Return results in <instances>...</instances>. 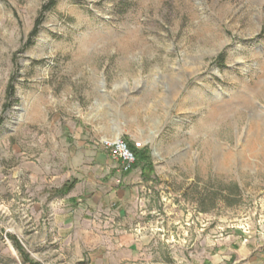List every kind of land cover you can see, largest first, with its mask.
<instances>
[{"label":"rangeland","instance_id":"1","mask_svg":"<svg viewBox=\"0 0 264 264\" xmlns=\"http://www.w3.org/2000/svg\"><path fill=\"white\" fill-rule=\"evenodd\" d=\"M48 1L0 0V264H264V0H56L26 46Z\"/></svg>","mask_w":264,"mask_h":264},{"label":"crops","instance_id":"2","mask_svg":"<svg viewBox=\"0 0 264 264\" xmlns=\"http://www.w3.org/2000/svg\"><path fill=\"white\" fill-rule=\"evenodd\" d=\"M101 156V159H104L106 163L105 167H103L101 170L102 175L107 176V178L110 177L109 179L111 180L105 178L99 180V182L104 185L107 183L108 185L114 186L111 187V189H108V195L110 196V199L113 200L115 198H118L125 200L134 196V188L131 187V184L134 180L140 179L138 175L139 172L135 173V171H127L128 173L126 174V172H123L121 170L120 162L113 160L110 157L105 158L104 155ZM100 165L104 166V163ZM110 168H112V176L107 175L110 172Z\"/></svg>","mask_w":264,"mask_h":264},{"label":"built area","instance_id":"3","mask_svg":"<svg viewBox=\"0 0 264 264\" xmlns=\"http://www.w3.org/2000/svg\"><path fill=\"white\" fill-rule=\"evenodd\" d=\"M135 145L138 148L142 146L140 142ZM102 146L109 151L113 159L120 162L124 171H128L136 162V152L130 148L127 141L122 137L105 138L102 140Z\"/></svg>","mask_w":264,"mask_h":264},{"label":"trees","instance_id":"4","mask_svg":"<svg viewBox=\"0 0 264 264\" xmlns=\"http://www.w3.org/2000/svg\"><path fill=\"white\" fill-rule=\"evenodd\" d=\"M56 3V0H49L48 2H46L43 6L42 9L40 11V14L38 16V18L35 21V25L34 28L32 29L31 33L29 34V37L25 43L26 46H30V44H32L33 42V37L37 34L38 30H39V24L43 18L44 12L46 10L51 9ZM7 92L9 95L14 94V89H13V85L8 86ZM128 145L130 146V148H132L135 152H136V161L139 165H141L143 168H146V166L151 167V163H149V154L146 150H140L138 147H136V145L134 143H132L131 141H127ZM16 247L23 252L22 247L19 245V243L16 244Z\"/></svg>","mask_w":264,"mask_h":264}]
</instances>
